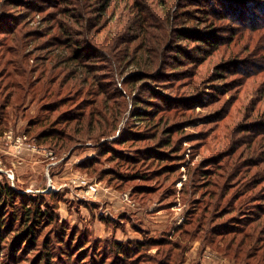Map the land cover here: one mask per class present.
<instances>
[{
	"label": "rangeland",
	"instance_id": "1",
	"mask_svg": "<svg viewBox=\"0 0 264 264\" xmlns=\"http://www.w3.org/2000/svg\"><path fill=\"white\" fill-rule=\"evenodd\" d=\"M201 1L0 0V106L6 103L7 109L5 125L0 124V182L16 190L12 204L19 202L14 206L0 205V264H14L12 244L19 227L21 196L29 205L32 199L38 204L43 201V210L56 205L59 221L38 231L36 244L23 245L17 264H39L41 251L54 250L52 256H58L59 261L54 257L52 264H74L73 258L60 256L58 240L68 226L87 230L103 240L126 242L172 236L170 241L175 242L176 226L190 223L193 209L200 208L195 199L201 197L198 182L202 180L211 183L202 208L207 205L213 215L222 211L216 222L228 220L230 225L224 226L225 222L222 230L231 234L215 237L213 245L203 241V235L187 241L183 264H264L261 234L251 251L247 246L250 239L246 241L240 257L225 253L231 241H235L234 248L238 247L244 235L254 232L255 239L264 228V138L248 130L251 110L236 109V99L240 102L254 78L221 71L230 65V54L240 58L247 54L241 44L236 45L239 37L217 50L206 46L200 37L210 32L206 27H211L212 21L214 25L230 24L206 16L208 11ZM255 14L264 16L259 9ZM242 22L250 24V20ZM242 22L233 27L239 35H248ZM228 34L218 39L222 41L221 37ZM84 54L88 57L79 58L80 64L71 60L70 56ZM150 90L157 97L161 94L158 100L153 98L156 104L140 103L141 97L151 98ZM225 100H231L233 106L226 105ZM46 103L52 105L50 109H58L50 114L51 121L58 118L59 128L67 130L62 140H54L55 146L38 144L37 134L47 127L27 130L29 119L36 117ZM167 103L172 106L166 107ZM148 106L168 109L157 140H137L130 146L132 150L127 149L129 143L115 146L131 155L137 153L133 151L137 147L156 148L162 152L150 151H157L154 156L164 160L155 165L131 163L121 171L128 168L124 173L154 177L156 169H176L171 178L165 180L162 175L154 180L135 178L138 180L123 183L116 178L113 163L104 161L96 171L80 167L83 161L100 157V145L114 144L127 130L145 133V120L140 117ZM92 108L97 114H107L108 109V116L115 113L116 122L108 135L94 133L106 123L90 119L89 113L76 123L81 111L86 113ZM169 139L171 144L167 146ZM146 150L138 152H145L141 153L145 156ZM26 153L36 159H23ZM20 158L21 165L43 163L42 172H37L42 177L24 174L19 179L15 173L17 167H22ZM10 169L14 180L8 176ZM100 169L107 173L111 169L113 173L103 176ZM204 169L216 174L210 176ZM139 185L152 186L155 193H136ZM77 245L71 252L80 251L76 264L90 263V253L82 262L89 248L81 242ZM168 247L154 246L148 253L153 258H167ZM98 259L99 255L91 262L100 264ZM107 262L118 264L110 258ZM177 262L175 259L174 264Z\"/></svg>",
	"mask_w": 264,
	"mask_h": 264
},
{
	"label": "trees",
	"instance_id": "2",
	"mask_svg": "<svg viewBox=\"0 0 264 264\" xmlns=\"http://www.w3.org/2000/svg\"><path fill=\"white\" fill-rule=\"evenodd\" d=\"M203 7H205L206 16L213 17L214 20H226L229 22V26L224 25H214L215 21L210 23L211 27H206V30L210 29V32L214 31L215 33H203L200 37L202 41H205L206 46L209 47H215L214 50H217L221 45H226L227 42H231L232 38L239 37L238 42L236 45H240V47H243L242 50L246 52L247 56L240 58L238 55L230 54L229 59L231 61H228L230 65H228L230 68H228L227 65L224 66L223 69H221L222 73L226 72L231 73L234 72V74H240L243 78H254V80L250 83V87L248 92L245 94V96L240 100L236 99L238 101V106L236 109H248V111L251 110L249 113V116L251 115V120L248 122V125L250 126L248 128L249 132L254 133L255 135H260V137L264 138V16L262 18H259L255 14V10L259 9L264 14V0H202ZM135 5L139 6L137 3ZM247 22L250 20V24L243 23L242 20ZM252 19V20H251ZM259 19L262 21L260 23ZM241 21L242 25L249 31L248 35L245 33H242L239 35L238 32H236L233 25H235L237 22ZM254 21V22H253ZM253 22V23H252ZM227 33L229 37H221L224 38L222 41H220L218 36ZM257 33V34H256ZM238 35V36H237ZM217 41V42H215ZM220 41V42H219ZM247 42L246 45H244V42ZM235 47V46H234ZM237 48V47H236ZM239 48V47H238ZM73 61L78 62L80 64V61L78 59L80 58H87L88 55H76L75 57L70 56ZM74 72V71H72ZM88 73V72H87ZM91 75L88 73L89 78ZM68 78V76L66 77ZM64 78V79H66ZM63 79V80H64ZM58 80V79H57ZM240 83H243L240 82ZM147 90V89H144ZM151 94V98L149 100H146L144 97H141L142 100L140 103L142 104H150L152 103L155 105L156 101L159 97L155 95L154 91H149ZM120 94V93H119ZM250 95L252 96L251 99H249ZM220 96V95H219ZM155 100H154V99ZM236 97H234L235 99ZM165 103L166 99L163 97L161 98ZM233 99V100H234ZM227 102V103H226ZM96 103V102H95ZM109 103V102H108ZM225 104H229L230 107L233 106L232 101L225 100ZM6 103L2 104L0 106V124L5 125V114H6ZM91 105H95L94 103ZM228 105V106H229ZM51 104L48 105V103L44 104L41 109H39V113L36 117L30 118L29 123L27 126V130L32 127H47V129L40 131L37 135L38 144L43 145H50L55 146L54 140L60 141L63 139V137L66 135L67 130L64 128H59L58 124V118L51 121L50 114H53L54 112H57L58 109H50ZM169 103H167L166 107H170ZM153 106H148L145 110V115H141L140 119L145 122L146 124V131L143 134H140L142 131H138V129H129L127 130L123 135L122 138L119 139V141L115 142L112 145L109 144H102L99 146L98 150V156L99 158L93 159V160H87L83 161L80 165L81 168L91 170L94 169L96 171L97 166L101 165L104 161L113 163L114 167L113 170L116 171V178H118L123 183L126 181H130L132 179L138 180L143 178L146 179H153L154 178H160L162 175H164V179L171 178V175L175 173V170H167L165 167L164 169H156L154 170V177H149L152 175H144V173H124L128 171V168H126L127 171L122 172V168H125L123 166L127 165L129 166L131 163L136 164H142L145 163H152L155 165V162H158L160 160H164L161 158L162 156L157 155L154 156V154H157L156 148L148 147L149 150L139 148H134L133 151L137 152L134 155H131L127 152H124L125 149H118L116 145H122L128 144L127 149L132 150L130 146L134 144L135 141H146L151 140L155 141L157 140V135L161 133L162 130L160 128L162 124V118L165 113H167L168 109H153ZM8 108V106H7ZM228 109V108H226ZM108 109V113H109ZM138 110H136L137 112ZM163 112V113H161ZM88 113L90 114V119L95 117L96 122L106 123L105 127L98 128L94 131V133L100 135H108L109 132L114 128L115 124V113L108 116L106 112L103 111V113L97 114L95 112V109L92 108L88 112L85 113V111H81L79 114V119L76 120L78 123L80 120L84 119ZM4 114V115H3ZM73 114V111H70V115ZM106 114V117L104 115ZM144 116V117H142ZM160 116V117H159ZM159 119L157 120V118ZM118 118V116H117ZM118 120V119H117ZM92 122V121H91ZM90 122V123H91ZM49 123V124H48ZM95 123V122H94ZM48 124V125H47ZM186 124V123H185ZM188 124V123H187ZM93 126V124H92ZM3 128V127H2ZM172 128V127H171ZM170 129V128H169ZM3 130V129H0ZM174 130V127H173ZM75 131H78L76 129ZM170 132V130L168 131ZM80 134V131L77 133ZM171 135V133H169ZM169 135V136H170ZM88 139H91L92 136L89 134L87 135ZM97 136V137H98ZM131 137V138H129ZM257 137H254V140L258 141L256 139ZM72 138H69L71 140ZM130 139V140H129ZM80 140V139H79ZM100 142V140H97ZM131 141V142H130ZM159 144V143H154ZM171 144V139L168 140V143L166 144L169 146ZM165 146V145H163ZM147 148V149H148ZM160 148L162 146L160 145ZM157 150L154 153L150 151ZM138 150H146L148 151L147 155L141 156V153L145 152H138ZM162 152V151H159ZM107 155V159H103L102 156ZM257 165V163H255ZM254 165V166H256ZM120 166V170L118 167ZM147 166V165H145ZM163 168V167H161ZM101 174L104 176V174H110L113 173L110 169L109 173L105 169H100ZM210 169H204V171L208 172V174L215 175L216 172L209 171ZM121 171V172H120ZM203 171V170H202ZM150 172V171H146ZM152 172V171H151ZM253 176H257V173H254ZM138 178V179H135ZM206 176H203V179H205ZM254 182H257L256 180ZM211 183H208L206 180H202L198 182V187L200 188V191H202L200 199H195L197 204H199V207H196L195 210L191 216L193 217L191 219V222L185 223L183 226H176L174 231L177 230L178 232V240L175 242H171L170 240L173 238L172 236H164L160 239H154L152 237L146 238V240L143 241H116L112 239H99L95 238L93 234L88 232L87 230H80L77 227H69L66 229V233H63L58 240V243L60 242L59 246H61V258L67 257V258H73L72 262L76 264V262L79 261V254L80 251L75 252L74 254H71V252L78 246L77 244L84 243L85 248H89L88 254H85V257L82 259L84 262L87 260V256L90 253V263L93 264V258L100 256V259H98L101 263L100 264H107L108 258L113 259L114 262H118V264H146V262L151 261L155 262V264H174L175 259L178 261L177 264H183L186 259V243L187 241H190L192 238L197 236H202L203 241H207V244L211 243L212 245L215 243L216 238L215 237H224L227 234H231L228 230H222V227L225 222L226 224L224 226H229L230 222L228 220L216 222L218 219L221 218V212L218 211L213 215V211L209 210L204 206V198L208 195V189L210 188ZM246 187V185H245ZM136 193L137 191H142L144 194H152L155 193L152 186L149 185H139L135 187ZM158 188L155 187V189ZM198 188V189H199ZM16 190L9 185L7 182L1 183L0 182V205L6 204L7 206H14L18 203L12 204V202H15L16 196L15 195ZM206 194V195H205ZM20 195V193H19ZM21 196V195H20ZM15 200V201H13ZM32 202L30 205L23 200L22 196L20 199V207L21 213H20V221H19V227L17 229V233L14 235L15 240L12 244V253L14 254L13 260L14 264H17L18 258L21 254H19L23 249L24 244H29V246L34 245L37 243L39 236V232H42L43 227H51L52 224L58 223L59 221V213L57 211L56 205L53 206H46V210H43L41 204L43 201H40L38 204V201H35L34 199L31 200ZM201 211L200 215L198 213ZM228 215V214H226ZM199 216H202L200 219ZM208 216V217H206ZM234 224V223H233ZM7 225H4V228H6ZM239 226V225H238ZM247 230V229H245ZM14 231V229L12 230ZM39 231V232H38ZM227 231V232H226ZM229 232V233H228ZM209 237V234H212ZM260 234L261 236H264V228H261L259 235L255 237L254 239V232L249 233L247 235H244V238L238 243V247L234 248L233 244L235 241H231L232 243L228 244L226 246V254L231 255L234 254V256L240 257L242 249H244V244L248 239H250V242L247 246L249 250L251 251L253 249V246L256 245V242L260 240ZM57 236V233L55 232V237ZM8 237V236H7ZM262 242L264 239H261ZM57 241V239H56ZM110 242H113L112 244ZM168 245L167 249V258H159L157 256L156 258H153V255L151 253H148V250L154 246H164ZM48 245H44V247H47ZM174 250V251H172ZM166 250H163L161 252H164ZM172 251V252H170ZM23 252V251H22ZM21 252V253H22ZM53 252H46L41 251V253L38 254V263L40 264L43 262L44 264H52V258L57 257V261H59L58 256H52ZM37 258V259H38ZM61 261V259H60ZM92 261V262H91ZM56 262V261H53ZM81 264V263H79ZM86 264V263H83ZM199 264V263H197Z\"/></svg>",
	"mask_w": 264,
	"mask_h": 264
},
{
	"label": "crops",
	"instance_id": "3",
	"mask_svg": "<svg viewBox=\"0 0 264 264\" xmlns=\"http://www.w3.org/2000/svg\"><path fill=\"white\" fill-rule=\"evenodd\" d=\"M25 156L26 157H23V159H25V160H29V159H31V160H34V158L36 159V156L35 155H31L30 153L28 154V153H26L25 154ZM20 159H22V158H20ZM23 159H22V161H20L21 163H20V165L21 164H23ZM41 161V160H40ZM42 162V161H41ZM22 167H17V170H16V173L15 174H17V176H18V178L20 179L24 174H28L27 176H34V177H38L39 178V176L40 177H42L41 175L42 174H40L42 171H40L41 169H42V167L44 166V164L43 163H41L40 165H38L37 166V164H32V163H28V162H26L24 165H21ZM9 173H10V175L13 177L14 176V178H15V175H13L14 174V172H13V170L12 169H10V171H8ZM28 172V173H27ZM37 172H40V173H37ZM40 174V175H39ZM23 178V177H22ZM30 178H27L26 180H29ZM128 235V234H127ZM121 240L122 239H124V238H120ZM206 264H214V263H206Z\"/></svg>",
	"mask_w": 264,
	"mask_h": 264
},
{
	"label": "built area",
	"instance_id": "4",
	"mask_svg": "<svg viewBox=\"0 0 264 264\" xmlns=\"http://www.w3.org/2000/svg\"><path fill=\"white\" fill-rule=\"evenodd\" d=\"M20 141H21V140H18V143H20ZM23 143L25 144L24 141H23ZM18 148H20V146H19ZM17 151H19V149H17ZM8 176H9L10 179L14 180V176L12 177V176L10 175V173H8Z\"/></svg>",
	"mask_w": 264,
	"mask_h": 264
}]
</instances>
